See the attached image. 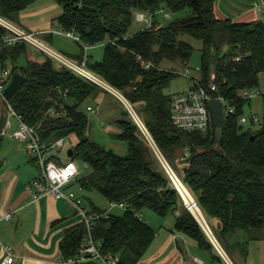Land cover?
I'll return each mask as SVG.
<instances>
[{"label":"trees","instance_id":"obj_1","mask_svg":"<svg viewBox=\"0 0 264 264\" xmlns=\"http://www.w3.org/2000/svg\"><path fill=\"white\" fill-rule=\"evenodd\" d=\"M56 2L62 8L55 18L60 30L72 32L80 39L81 54L75 59L79 64L85 62L88 71L120 92L137 114L143 115L142 122L197 200L203 215L218 221L219 229L213 233L225 251L229 249L230 237L241 232L263 231L264 114L257 129L258 121L250 119L249 127L245 128L247 122L241 120L252 100L242 99V94L258 90L260 76L264 74V22L235 23L219 19L215 14L216 0ZM34 3L35 0H0V17L12 23ZM165 9L174 13L188 10L190 15L164 27L153 22L151 27L128 35L136 13L154 18ZM184 34L202 42L196 88L205 89L213 99H223L225 103L219 152L214 148L213 120L205 133L180 131L171 120L173 99L185 92L166 93L180 75L176 70H163L161 65L171 62L184 68L189 66L194 49L180 40ZM9 35L0 26V74L8 71L11 80L16 73L26 78L9 101L10 106L35 130L44 150L55 141L77 137L78 142L72 148L74 156H68L67 162L79 159L89 172L84 176L79 173L68 187L77 184L83 192L98 193L109 205H125L123 213L114 214L91 203L89 213L97 216L91 233L84 221L66 229L60 242L62 258L67 261L82 256L81 251L88 246L91 236L103 258H117L118 264H138L157 236V231L142 218L148 210L161 218L176 214L170 232L188 236L201 250L212 254L213 259L222 261L214 254L215 248L198 221L185 208L126 107L120 103L124 111L117 120L115 138L125 142L128 151L119 155L87 135L88 108H93L88 101L110 93L26 42L7 43L5 37ZM85 45H103V59L94 61L86 54ZM24 55L27 62L20 67L17 63ZM142 62L150 63V68L143 67ZM7 63H12L11 70ZM212 86L215 91L211 90ZM0 104L6 107L2 99ZM6 118L3 109L0 134ZM3 140L0 135V148ZM30 159L38 164L34 157ZM178 159L184 164L181 170L173 166ZM76 199L83 205L82 198Z\"/></svg>","mask_w":264,"mask_h":264},{"label":"crops","instance_id":"obj_2","mask_svg":"<svg viewBox=\"0 0 264 264\" xmlns=\"http://www.w3.org/2000/svg\"><path fill=\"white\" fill-rule=\"evenodd\" d=\"M53 8L51 6L46 13ZM215 14L219 19H230L235 23L264 22V0H216ZM46 29L41 36L50 35L52 28ZM76 56L71 57L76 60ZM30 160L23 144L10 137L4 138L0 148V264L5 254V245L13 247L15 264H65L60 242L65 230L81 223L83 219L72 201L57 199L52 195L33 200L28 185L37 177L38 168ZM33 167L36 173H33ZM7 215H11L9 220L6 219ZM145 216L151 223L157 220L148 211H145ZM145 216H142L144 220ZM208 219L212 231H217L218 221ZM174 225L173 219L169 229L161 226L155 241L138 264H227L216 249L214 254L222 261L213 259L212 254L201 250L188 236L170 232ZM221 248L231 261L225 249ZM231 255L236 257L234 252ZM79 264L104 263L89 258Z\"/></svg>","mask_w":264,"mask_h":264},{"label":"built area","instance_id":"obj_3","mask_svg":"<svg viewBox=\"0 0 264 264\" xmlns=\"http://www.w3.org/2000/svg\"><path fill=\"white\" fill-rule=\"evenodd\" d=\"M152 16V15H150ZM167 18L170 17L169 14H165ZM153 17V16H152ZM135 20L139 23H143L146 27H151L152 22L146 13H136ZM0 26L6 29L9 32V36L5 37V41L11 45L16 44L17 42H26L34 48L45 52L56 62L66 65L73 72L78 74L80 77L91 81L92 83L98 85L104 90L110 92L120 100V102L126 107L129 111L132 119L138 126L141 134L148 142L149 146L155 151L160 162L162 163L167 175L169 176L172 185L180 195L185 208L195 217V219L200 224L202 230L207 235L208 239L221 255L223 260L227 264H233L223 249L221 248L219 242L214 236L211 228L209 227L206 219L203 216V213L200 209V206L194 196L191 194L190 190L186 187L183 181L179 178L177 173L169 165L167 160L162 155L161 151L157 147L153 138L151 137L149 131L147 130L144 123L141 121L140 117L137 115L133 106L126 100V98L118 91L101 81L98 77L92 74L87 70L85 62L82 64H76L70 59L57 54L51 51L46 47L42 42H40L35 36V34L28 33L20 28L16 27L12 23L6 21L0 17ZM49 34L64 36L68 39L73 40L76 43L80 42V39L77 35L72 32H63L62 30H52L49 31ZM85 52L91 47L85 45ZM141 65L146 69H149L151 64L142 62ZM191 70L186 69L185 73L182 74L185 78L191 79V86L189 90L183 94H179L174 97L172 106H171V120L174 127L183 132H202L205 133L209 130L212 116L209 110L208 101L213 99L209 93L203 88H196L198 86V76L191 78ZM214 78V77H213ZM11 79L8 71H4L0 74V99L6 103V107H3L0 104V120L2 117L3 109H5L7 118L3 129L1 130V136L6 138L10 137L19 144L25 146L26 152L29 157H34L38 163V175L37 177L28 185V191L30 192L34 201L40 200L44 196L52 195L57 199H63L67 201H72L77 212L81 215L84 223L87 226L89 234L91 233V228L97 219L96 215H92L89 211L82 205L81 202L77 201V197L73 192H65L63 189L68 187L79 175V169L74 161H69L64 165L55 164L53 161L48 159V155L44 150V146L41 144L38 135L35 130L29 127L22 121V118L16 114L13 108L10 106L9 101H6L4 98V91L10 84ZM212 91H215V86L211 87ZM261 94L258 90L247 91L242 94V99L248 100ZM223 104L224 111V101L223 99H218ZM91 113H94L93 108H88ZM230 112H233V109H230ZM250 119L257 121V118L252 116ZM248 120L242 118L241 122L246 123ZM64 140H58L53 148L62 149L64 148ZM119 207L121 209L125 208V205L122 203H111L110 208ZM11 215H7L6 219H10ZM4 257L1 261V264H15V253L14 249L10 245L4 246ZM79 258L68 259L65 261V264H79L89 258L99 260L104 264H118V259L114 257L103 258L98 250V246L92 240V237L89 236L88 246L81 251ZM230 262V263H229Z\"/></svg>","mask_w":264,"mask_h":264},{"label":"rangeland","instance_id":"obj_4","mask_svg":"<svg viewBox=\"0 0 264 264\" xmlns=\"http://www.w3.org/2000/svg\"><path fill=\"white\" fill-rule=\"evenodd\" d=\"M51 6H54V8L46 13V11L50 10ZM59 11L62 12V8L59 6L56 0H35V3L26 12L21 13L16 21L12 22V24L27 32H32V34H35V37L51 51L60 54L78 64V62L71 57L73 55L81 54V47L78 43L74 42L71 39L65 38L64 36L54 35L52 39H49L46 36H41L44 33L43 30H45L46 28H52V30L61 29L59 27V24L55 20V18L61 14L59 13ZM165 14H169L170 17L167 18ZM189 15L190 13L188 10L174 13L165 9L158 12L154 18L150 15H148V17L151 19L152 23L157 22L160 26L164 27L170 25V23L178 18H184ZM38 27L41 29L38 30ZM144 28H146L145 24H140L139 22H136V20H134V23L130 28L128 35L132 36L133 34ZM180 40L190 44L194 49L189 66L187 67L191 70L190 77L194 78L198 75L197 72L199 71L201 65L202 42L187 34L181 35ZM86 54L93 56L94 61H101L104 55V46L97 45L91 47L86 51ZM26 62L27 57L24 55L20 57L17 64L18 66L23 67L26 65ZM6 66L9 70L13 68L12 63H7ZM161 68L166 71L176 70L180 75L179 78L173 80L170 86L166 89L167 94L173 95L177 93L187 92L189 90L191 86V79L182 76L187 68H184L177 64H173L171 62H164L161 65ZM258 92L261 95L252 98L250 105L248 104L244 109V118H246L248 122H250V118L252 116L257 118L258 122H256L255 125L256 129L259 127V122L262 121L264 114V74L260 76V87L258 89ZM120 103V100H118V98L111 93L101 94L96 99H90L87 104L92 105L95 112L87 113L89 121L87 135L89 139L101 144L106 149L112 150L119 155H126L128 151L127 144L115 138V133L118 132V126L116 123L121 115V112L124 111V108ZM139 115L138 116L142 121L144 117L142 114ZM247 123L244 124L245 128L249 127L250 123ZM63 140L65 143L64 148H53L54 144L57 142L55 141L49 148L45 149L48 157H52V161L55 164H58V160H60L61 162H67L69 160L67 154L68 151L72 149L78 142L76 136H71ZM153 152L155 153L154 150ZM155 155L158 158L156 153ZM74 162L76 163L81 176L88 174L89 169L81 160L77 159ZM34 166L36 167V169L38 168V164L35 163ZM173 166L175 169H183L184 164L182 163V159L176 160ZM36 169L34 168L33 173L37 172ZM63 190L65 192H73L77 197L82 198L83 206L88 211H91V203L95 204L103 210H108L110 213L114 214H121L124 211L119 207L110 208L107 200L100 196L98 193L83 192L80 186H78L77 184H73L72 186L66 187ZM148 213H151V215L155 219H157L154 220L153 223H151L150 219H148L147 217L148 215L145 216L144 212L146 222L150 224L157 231V233L159 232V230H161V226H165V228L169 229V226L172 224L173 219L176 220V214H171L167 218H161L151 211H148ZM205 219L209 225V219L206 217ZM158 225L160 228H158ZM162 231H160V233H162ZM228 248L227 253L231 258L233 264H264V230L255 231L249 234L245 232L238 233L235 236L230 237ZM231 252H234L236 254V257H233L231 255Z\"/></svg>","mask_w":264,"mask_h":264},{"label":"water","instance_id":"obj_5","mask_svg":"<svg viewBox=\"0 0 264 264\" xmlns=\"http://www.w3.org/2000/svg\"><path fill=\"white\" fill-rule=\"evenodd\" d=\"M26 82V78L21 74L16 73L6 90L4 91V98L6 101H10L14 94L20 89V87ZM209 110L211 112L212 120L215 127V150L220 151L223 139V123H224V111L223 104L218 99H211L208 101ZM68 156L73 157V150L68 151Z\"/></svg>","mask_w":264,"mask_h":264}]
</instances>
